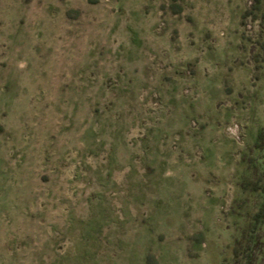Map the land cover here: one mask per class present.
<instances>
[{
    "label": "rangeland",
    "instance_id": "1",
    "mask_svg": "<svg viewBox=\"0 0 264 264\" xmlns=\"http://www.w3.org/2000/svg\"><path fill=\"white\" fill-rule=\"evenodd\" d=\"M263 151L264 0H0V264H264Z\"/></svg>",
    "mask_w": 264,
    "mask_h": 264
},
{
    "label": "flooded vegetation",
    "instance_id": "2",
    "mask_svg": "<svg viewBox=\"0 0 264 264\" xmlns=\"http://www.w3.org/2000/svg\"><path fill=\"white\" fill-rule=\"evenodd\" d=\"M259 139V138H258ZM259 142H257V144H258ZM254 149H257V145L256 144H254V146L252 147H250V146H247V150H248V153H249V151H252V150H254ZM262 155H264V151L263 152H261V154H260V156L259 157H256V158H254V160L253 161H251V166L253 165V167L254 168H258L259 167V163H260V161H261V156ZM261 210H264V207H262V209Z\"/></svg>",
    "mask_w": 264,
    "mask_h": 264
},
{
    "label": "trees",
    "instance_id": "3",
    "mask_svg": "<svg viewBox=\"0 0 264 264\" xmlns=\"http://www.w3.org/2000/svg\"><path fill=\"white\" fill-rule=\"evenodd\" d=\"M260 212H263V210H261ZM260 218L264 219V212H263L262 217H260ZM247 260H248V258H246V260H244L243 264H249V262Z\"/></svg>",
    "mask_w": 264,
    "mask_h": 264
}]
</instances>
